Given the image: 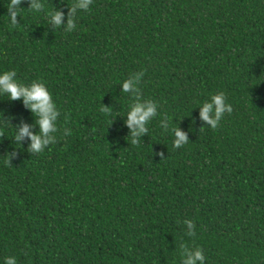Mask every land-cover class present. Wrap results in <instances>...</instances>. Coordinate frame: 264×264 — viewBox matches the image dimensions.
Instances as JSON below:
<instances>
[{"label":"trees","instance_id":"obj_1","mask_svg":"<svg viewBox=\"0 0 264 264\" xmlns=\"http://www.w3.org/2000/svg\"><path fill=\"white\" fill-rule=\"evenodd\" d=\"M40 2L12 26L0 0V72L44 82L60 111L56 142L32 153L13 128L39 134L36 118L0 95V264H182L185 246L206 264H264V0ZM219 93L232 111L212 128L200 107ZM139 99L158 114L133 143Z\"/></svg>","mask_w":264,"mask_h":264},{"label":"clouds","instance_id":"obj_2","mask_svg":"<svg viewBox=\"0 0 264 264\" xmlns=\"http://www.w3.org/2000/svg\"><path fill=\"white\" fill-rule=\"evenodd\" d=\"M25 0H9L8 17L12 26L18 24L17 18L22 11L21 5ZM29 9L32 12H40L44 9V4L40 0H28ZM93 3V0H75L71 6L70 12L75 14L77 10L88 11ZM50 22L56 26H62L64 13L59 11L48 12ZM76 27V22L69 19L66 31H73ZM144 73H136L130 78L124 80L121 84L124 93L139 94L138 84L141 81ZM15 71L0 72V95H7L10 100H22L24 105L33 113L39 126V134H34L31 127L24 125L19 129H14V138L19 144L25 138L30 139L31 143L29 151L32 153L42 152L49 144L56 142L55 135L57 132V121L60 116L59 108L53 99L52 93L48 90L47 85L42 81H33L31 84H26L17 80ZM102 111L111 114L110 108H102ZM232 106L226 103V97L223 93L215 94L205 101L200 107V118L212 128H216L222 119L225 112L231 113ZM158 114V105L151 101L139 99L131 105L127 112L126 126L131 130L132 142L136 143L138 138L148 131L146 125ZM162 126L167 129L168 123L162 121ZM70 134V130L65 131V135ZM174 145L179 148L188 142L187 135L178 127L174 129ZM8 162L11 161L12 155L6 157ZM187 235H195V225L192 220H184ZM2 264H17V260L13 256L5 257ZM182 264H206V258L202 248L193 251L188 247H183Z\"/></svg>","mask_w":264,"mask_h":264}]
</instances>
